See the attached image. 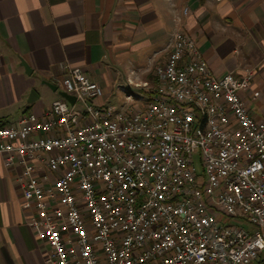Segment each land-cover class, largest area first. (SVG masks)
Segmentation results:
<instances>
[{"label":"built area","instance_id":"built-area-1","mask_svg":"<svg viewBox=\"0 0 264 264\" xmlns=\"http://www.w3.org/2000/svg\"><path fill=\"white\" fill-rule=\"evenodd\" d=\"M251 76L218 77L181 31L118 108L62 65L53 84L73 104L0 124L45 264H264V120L239 95Z\"/></svg>","mask_w":264,"mask_h":264},{"label":"crops","instance_id":"crops-1","mask_svg":"<svg viewBox=\"0 0 264 264\" xmlns=\"http://www.w3.org/2000/svg\"><path fill=\"white\" fill-rule=\"evenodd\" d=\"M176 31L194 39L218 77L251 71L239 95L264 120V0H0V124L27 112L39 117L61 98L41 81L53 83L65 64L99 83L103 104L112 83L145 91L134 84L153 83ZM32 89L37 97L28 101ZM19 172L0 155V264H45ZM35 173H43L38 163Z\"/></svg>","mask_w":264,"mask_h":264},{"label":"rangeland","instance_id":"rangeland-1","mask_svg":"<svg viewBox=\"0 0 264 264\" xmlns=\"http://www.w3.org/2000/svg\"><path fill=\"white\" fill-rule=\"evenodd\" d=\"M147 84L149 86H152V80L149 79V81H147ZM121 87H123V90L121 89ZM108 90L106 91V99L104 101L105 105H110L113 106L114 108H118L121 105H123L126 101H125V96L126 94L130 93L131 95H133L136 91L133 88H129V87H125L124 86H118L115 85V83H112L111 85H108ZM60 90V88H58ZM53 95V94H51ZM52 97H56V94H54V96H51L50 99H52ZM194 160L196 165H198V157H197V153H195L194 155Z\"/></svg>","mask_w":264,"mask_h":264},{"label":"water","instance_id":"water-1","mask_svg":"<svg viewBox=\"0 0 264 264\" xmlns=\"http://www.w3.org/2000/svg\"><path fill=\"white\" fill-rule=\"evenodd\" d=\"M20 64L24 67V70L27 74L30 73L29 67L24 63L23 60H20ZM42 84L47 86L52 92H56L61 98L65 99L69 104H73L74 102V96L67 94L66 92L59 90L57 86L49 81L42 80ZM34 96V97H33ZM37 94L36 92L32 89L29 92V99L28 101L33 100V98H36Z\"/></svg>","mask_w":264,"mask_h":264},{"label":"trees","instance_id":"trees-1","mask_svg":"<svg viewBox=\"0 0 264 264\" xmlns=\"http://www.w3.org/2000/svg\"><path fill=\"white\" fill-rule=\"evenodd\" d=\"M146 93H148V92H146Z\"/></svg>","mask_w":264,"mask_h":264}]
</instances>
